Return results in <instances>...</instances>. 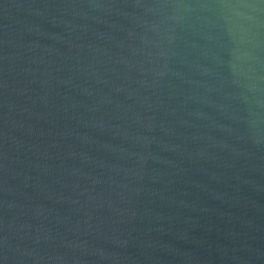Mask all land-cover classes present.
<instances>
[{
    "label": "water",
    "instance_id": "95a60500",
    "mask_svg": "<svg viewBox=\"0 0 264 264\" xmlns=\"http://www.w3.org/2000/svg\"><path fill=\"white\" fill-rule=\"evenodd\" d=\"M0 264H264V0H0Z\"/></svg>",
    "mask_w": 264,
    "mask_h": 264
}]
</instances>
